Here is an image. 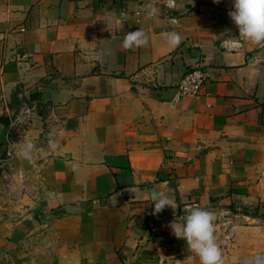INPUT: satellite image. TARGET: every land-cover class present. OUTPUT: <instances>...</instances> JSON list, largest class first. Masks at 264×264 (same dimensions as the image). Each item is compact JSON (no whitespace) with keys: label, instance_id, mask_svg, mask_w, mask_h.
I'll use <instances>...</instances> for the list:
<instances>
[{"label":"crops","instance_id":"obj_1","mask_svg":"<svg viewBox=\"0 0 264 264\" xmlns=\"http://www.w3.org/2000/svg\"><path fill=\"white\" fill-rule=\"evenodd\" d=\"M231 9L0 0V179L15 194L0 196V264H199L169 226L193 207L216 215L224 264H264V46L238 37ZM140 28L149 43L125 49ZM198 67L201 94L177 98ZM152 189L175 208L153 215Z\"/></svg>","mask_w":264,"mask_h":264},{"label":"clouds","instance_id":"obj_2","mask_svg":"<svg viewBox=\"0 0 264 264\" xmlns=\"http://www.w3.org/2000/svg\"><path fill=\"white\" fill-rule=\"evenodd\" d=\"M220 3V0H213ZM169 7H174V0H167ZM145 13L151 18L158 13V9L151 3L145 5ZM229 17L239 30V36L249 42L264 46V0H232ZM169 43L179 44L180 37L176 33L167 36ZM149 37L139 29L127 32L123 39L125 49H137L146 46ZM240 45L236 37L222 39L221 46L228 51L235 50ZM49 147L55 149L56 144L50 139ZM33 145L26 143L21 151L24 159L31 161ZM150 203H154L153 215L160 214L166 207L175 208L173 202L163 191L152 189L149 193ZM216 215L204 208L193 207L188 210L183 223L172 222L169 226L178 239H183L188 250L199 258V264H224L220 247L216 243L215 224Z\"/></svg>","mask_w":264,"mask_h":264},{"label":"built area","instance_id":"obj_3","mask_svg":"<svg viewBox=\"0 0 264 264\" xmlns=\"http://www.w3.org/2000/svg\"><path fill=\"white\" fill-rule=\"evenodd\" d=\"M177 1L178 0H174V6ZM206 81V74L201 68L198 67L194 70L188 71L180 80L177 86L176 97H196L200 95L205 86ZM262 176L264 177V171L262 172ZM226 238H231V234H228Z\"/></svg>","mask_w":264,"mask_h":264},{"label":"rangeland","instance_id":"obj_4","mask_svg":"<svg viewBox=\"0 0 264 264\" xmlns=\"http://www.w3.org/2000/svg\"><path fill=\"white\" fill-rule=\"evenodd\" d=\"M6 181H7V179H4V180L0 179V196L3 197L4 199H7L6 201H8V204H9L11 202V200H13V201L15 200V198H14L15 194L13 193V191L9 192L10 189H14V187L11 185L9 186V184H7ZM25 204L27 205V203H25ZM22 212H27V211L21 210V213ZM31 242H33V240L30 241L29 243H31ZM29 243L27 244V246H29ZM37 245H38V247H40L39 250H43L42 248H44L45 246L47 248H50V249L53 247V243L51 241L44 242V241L40 240L39 242H37ZM15 262H16V260L13 259V257H11L10 255L9 256L7 255V257L6 256L3 257V264H15ZM22 264H28L27 260L22 261Z\"/></svg>","mask_w":264,"mask_h":264}]
</instances>
